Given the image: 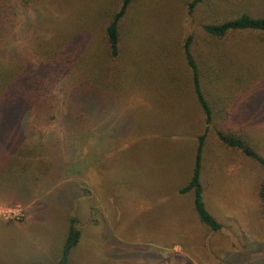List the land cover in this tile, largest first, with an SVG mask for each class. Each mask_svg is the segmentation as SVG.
I'll return each mask as SVG.
<instances>
[{"label":"rangeland","instance_id":"obj_1","mask_svg":"<svg viewBox=\"0 0 264 264\" xmlns=\"http://www.w3.org/2000/svg\"><path fill=\"white\" fill-rule=\"evenodd\" d=\"M189 1L134 0L122 21L130 44L114 59L101 41L121 0H31L4 24L16 25L0 26V50L16 56L0 57V74L15 71L17 55L34 64L39 41L60 37L59 47L84 35L99 94L80 118H90V130L75 148L62 124L70 81L54 84L51 108L31 119L50 153L46 164L42 156L4 164L11 145L0 133V264L56 263L70 215L81 235L69 264H264L263 169L217 136L222 126L241 130L264 155V31L215 38L203 27L242 12L264 15V0H203L191 11ZM187 37L212 111L201 181L206 210L221 225L215 231L199 221L192 193L178 191L205 129L183 53Z\"/></svg>","mask_w":264,"mask_h":264},{"label":"trees","instance_id":"obj_2","mask_svg":"<svg viewBox=\"0 0 264 264\" xmlns=\"http://www.w3.org/2000/svg\"><path fill=\"white\" fill-rule=\"evenodd\" d=\"M134 0H121L119 8L111 13L109 21L107 22L104 34L102 36V44L106 49L107 55L114 59L117 58L124 45L130 44L131 37L124 35L122 31L123 20L129 13ZM31 0H0V26H4L7 30L5 21H8L9 14H15V8L28 7ZM203 0H191L188 2L189 10H193ZM214 3V2H213ZM210 5V4H208ZM11 25H16L11 23ZM8 26V30L10 29ZM205 31L212 37L221 38L229 32L235 30H258L264 31V15L254 16L250 13L242 12L236 17L224 19L219 22L205 23L203 25ZM7 30V31H8ZM5 34V33H4ZM50 34V33H48ZM139 35V33H138ZM84 36V35H83ZM83 36L78 37L75 41L66 40L58 47L59 42L63 40L60 37H52L45 46L39 41L38 49H36V62L34 64L17 55V67L13 73L0 74V133L5 139V143H10V153L4 155V164L13 159L14 162L20 157L35 158L42 156V162L47 163L46 160L51 157L50 153L45 151L44 145L40 139L38 131L35 130L31 123L32 114L37 110L40 114L47 112L51 105V91L58 79L65 78L70 81L69 91L66 94V115L63 116V128L66 130V138L71 140L70 144L75 148L80 142V135L83 132L90 130L87 122H81L80 118L86 119L89 110L94 107V97H99L96 93L94 96V84L96 71L90 68V59L95 56L89 53V49H81ZM138 39V36H136ZM135 36L132 38L130 47L133 57L139 55L141 44L136 40ZM46 40H44L45 42ZM6 47V46H5ZM3 47L0 50V57L16 59L12 50H7ZM90 48V45L88 46ZM183 53L185 60L190 68L192 89L196 101L199 104L205 115V129L204 133L198 136L197 145L194 156V163L191 175L187 182L179 188V193L184 194L191 192L193 197V207L201 223L209 229L215 231L220 229L221 225L216 218L206 210L203 199V186L201 181L202 171V151L204 144L205 132L209 128L212 120V111L204 92L201 89L199 67L194 59L190 49V37H187L183 44ZM214 57V56H213ZM5 59V60H6ZM13 63V61H12ZM228 112L232 116L237 114L235 108ZM242 120V117L240 116ZM217 136L227 146L240 150L247 157L255 160L263 169V177L258 185V196L261 201V207L264 213V155H261L243 134V131H232L227 126L217 130ZM13 154V156H12ZM10 158V159H9ZM3 166H0V170ZM68 168L63 169L60 174L68 173ZM50 172L46 173V177ZM26 182V180H24ZM38 178L34 177V184L38 183ZM32 183V182H31ZM28 185V183H27ZM23 192H31L27 188ZM20 192V193H23ZM15 194V192H14ZM30 197L25 199L29 201ZM77 220L74 215L68 218V229L62 245L61 254L56 263L53 264H69V253L72 248L76 246L80 239V230L76 227Z\"/></svg>","mask_w":264,"mask_h":264}]
</instances>
